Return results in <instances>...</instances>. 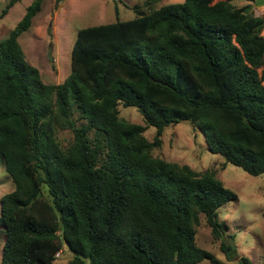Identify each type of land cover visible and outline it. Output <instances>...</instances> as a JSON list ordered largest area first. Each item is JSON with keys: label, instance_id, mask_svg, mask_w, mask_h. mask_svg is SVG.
Wrapping results in <instances>:
<instances>
[{"label": "trees", "instance_id": "16d2710c", "mask_svg": "<svg viewBox=\"0 0 264 264\" xmlns=\"http://www.w3.org/2000/svg\"><path fill=\"white\" fill-rule=\"evenodd\" d=\"M159 1L134 5L133 19L78 29L58 84L41 80L18 43L40 0L0 41V160L14 183L0 198V264H53L64 248L72 257L57 264H220L196 245L201 216L236 261L217 214L236 194L214 170L151 150L165 127L188 121L208 151L264 173L263 19L234 4L255 0ZM119 105L145 125L119 117ZM57 129L72 132L67 147Z\"/></svg>", "mask_w": 264, "mask_h": 264}, {"label": "rangeland", "instance_id": "374dc122", "mask_svg": "<svg viewBox=\"0 0 264 264\" xmlns=\"http://www.w3.org/2000/svg\"><path fill=\"white\" fill-rule=\"evenodd\" d=\"M9 1L0 0V41L17 25L27 6L34 0H14L2 14ZM143 1L40 0V10L32 18L31 26L18 36V43L27 61L38 69L44 83H61L70 72V54L77 30L133 19L137 16L133 6L142 4ZM182 1L160 0L154 6ZM234 4L238 7L247 6L246 12L263 19L261 35H264V0L235 1ZM118 111L119 117L126 121L145 125L142 116L134 107L119 105ZM144 136L151 141L155 136V128L146 127ZM56 138L62 147H67L73 135L69 129H57ZM160 139V146L151 150L152 156L186 164L197 172L212 169L224 186L237 196L236 200L227 201L217 209L219 220L227 226L224 236L233 237L237 250L236 261L226 260L219 248L220 240L212 236L203 216L196 229V245L211 252L220 260V264H239L240 256L249 258L253 264H264V173L250 175L226 162L220 154L208 151L204 135L188 121L165 127ZM13 189V180L0 160V198ZM4 239V233L0 232V253ZM71 257V252L64 248L53 264L66 262ZM196 264L214 263L202 260Z\"/></svg>", "mask_w": 264, "mask_h": 264}, {"label": "built area", "instance_id": "2783aa9c", "mask_svg": "<svg viewBox=\"0 0 264 264\" xmlns=\"http://www.w3.org/2000/svg\"><path fill=\"white\" fill-rule=\"evenodd\" d=\"M1 252H2V247H1ZM0 254H1V253H0ZM58 254H59V252H57L55 256H58Z\"/></svg>", "mask_w": 264, "mask_h": 264}, {"label": "clouds", "instance_id": "9594fccd", "mask_svg": "<svg viewBox=\"0 0 264 264\" xmlns=\"http://www.w3.org/2000/svg\"><path fill=\"white\" fill-rule=\"evenodd\" d=\"M1 232V231H0ZM3 247V246H2ZM1 255H2V252H1V254H0V257H1Z\"/></svg>", "mask_w": 264, "mask_h": 264}, {"label": "water", "instance_id": "95a60500", "mask_svg": "<svg viewBox=\"0 0 264 264\" xmlns=\"http://www.w3.org/2000/svg\"><path fill=\"white\" fill-rule=\"evenodd\" d=\"M48 264H51V263H48Z\"/></svg>", "mask_w": 264, "mask_h": 264}]
</instances>
